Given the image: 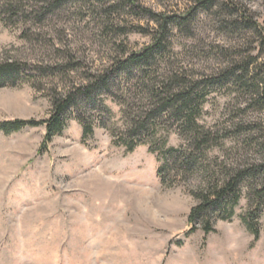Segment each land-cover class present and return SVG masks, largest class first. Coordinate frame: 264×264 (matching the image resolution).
<instances>
[{
    "label": "rangeland",
    "instance_id": "rangeland-1",
    "mask_svg": "<svg viewBox=\"0 0 264 264\" xmlns=\"http://www.w3.org/2000/svg\"><path fill=\"white\" fill-rule=\"evenodd\" d=\"M47 2L25 0L33 5H26L32 18L0 22V65L27 67L26 78L0 83V264H264V209L254 239L241 220L248 206L245 189L230 220H216L209 233L200 225L191 231L190 190L197 178L181 176L163 186L146 145L125 153L100 126L83 140L74 119L46 149L42 125L1 129L15 119L47 118L50 95L81 82L82 70L100 72L150 43L152 21L125 8L107 14L119 0H67L36 16ZM136 2L164 15L190 14V33L174 29L171 37L178 67L216 78L249 61L250 70L263 75L264 0H213L207 8L197 7V0ZM238 12L254 23L236 26ZM116 25H139L147 32L110 33ZM68 56L82 69L67 77L31 70L64 64ZM257 96L227 79L209 93L201 121L222 135L221 147L211 154L230 163L251 160L243 135L234 130L252 122L264 127V109L253 105ZM107 104L119 118L118 106ZM179 143L171 133L168 144Z\"/></svg>",
    "mask_w": 264,
    "mask_h": 264
},
{
    "label": "trees",
    "instance_id": "trees-1",
    "mask_svg": "<svg viewBox=\"0 0 264 264\" xmlns=\"http://www.w3.org/2000/svg\"><path fill=\"white\" fill-rule=\"evenodd\" d=\"M25 0H0V22L10 24L22 16L32 18ZM67 0H48L40 14H47ZM213 0H197V7L207 8ZM32 8L33 5L28 6ZM233 5L229 9H232ZM111 15L126 9L134 17H146L155 26L149 32L150 43L139 51L124 53L112 60L100 72L82 70L81 82L66 90H55L51 95V112L45 119H15L1 124L2 130L17 129L26 125H42L45 133L42 147L54 135L61 133L68 119L81 126L85 140L93 134L95 126L107 130L111 143L122 147L125 153L139 145H146L158 166L156 175L163 186H172L178 177H195L197 184L190 190L195 204L190 208L187 222L190 230L200 225L204 233L213 230L216 220H230L245 189L247 209L241 215L246 229L257 239L259 218L264 209V127L258 123H244L235 127L236 135H243V149L253 153L250 159L227 162L211 154L221 147L222 135L201 121L203 107L210 92L223 80H233L236 85L258 96L254 107L264 109V73L250 70V62L239 64L237 69L219 77L195 76L175 63L172 50L173 30L190 33V14L164 15L138 4L136 0H119L107 7ZM33 13L36 11L33 9ZM235 11H237L235 9ZM239 13V12H238ZM240 14V13H239ZM254 22L242 13L235 25L249 27ZM135 31L146 33L141 26H113L110 33ZM67 62L54 66L30 68L46 76L61 75L82 69L68 56ZM27 67L17 62L0 65V83L13 85L20 76L26 78ZM118 106L119 118L107 104ZM171 133H176L180 143L169 145ZM42 149V148H41Z\"/></svg>",
    "mask_w": 264,
    "mask_h": 264
}]
</instances>
